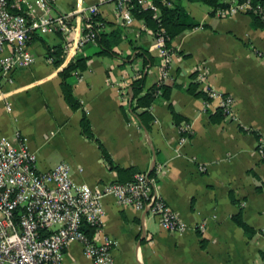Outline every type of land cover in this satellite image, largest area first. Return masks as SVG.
Listing matches in <instances>:
<instances>
[{
    "label": "crops",
    "instance_id": "crops-1",
    "mask_svg": "<svg viewBox=\"0 0 264 264\" xmlns=\"http://www.w3.org/2000/svg\"><path fill=\"white\" fill-rule=\"evenodd\" d=\"M173 2L205 24L184 28L169 39L171 59L162 76L161 56L151 47V23L134 15L123 22L114 0H51L54 12L95 3L99 28L117 30L118 39L112 51L99 53L94 40L73 55L84 56L85 67L70 76L80 101L72 109L62 97L57 73L70 57L65 55L56 66L45 55L46 46L60 43L63 48V36L57 31L31 33L27 46L32 63L11 70V81L0 75V136L13 140L18 133L35 153L39 169L66 161L78 185L125 180L133 171L152 170L157 193L185 227L167 230L145 209L103 195L101 229L113 239L114 264H260L264 159L256 141H264V22L242 12L217 16L200 0ZM80 25L76 16L70 37ZM139 75L141 92L157 82L168 86L167 95L153 94L142 114L135 113L140 107L132 111L122 104L118 94L124 85L129 102L130 82ZM190 81L196 89L228 94L232 116L211 119L217 96L204 102L203 96L185 89ZM168 102L188 123L178 154L180 134ZM82 110L112 161L128 169L109 168L96 143L80 132ZM239 207L244 221L256 229L250 236L231 219ZM61 264L94 263L72 239L62 249Z\"/></svg>",
    "mask_w": 264,
    "mask_h": 264
},
{
    "label": "built area",
    "instance_id": "built-area-1",
    "mask_svg": "<svg viewBox=\"0 0 264 264\" xmlns=\"http://www.w3.org/2000/svg\"><path fill=\"white\" fill-rule=\"evenodd\" d=\"M170 5L171 0H160ZM217 16L233 13L254 15L264 22V6L251 0H218ZM133 4L150 9L155 24L151 47L162 59V76L171 59L165 27L153 0H114L118 17L125 23L132 18ZM95 3L70 11H52L51 0H0V75L12 80L11 70L32 63L27 40L33 32H59L65 55L70 58L85 43L94 41L98 20L94 19ZM80 16L79 33L70 37L72 21ZM7 47V51L2 49ZM160 82H157L158 85ZM218 98L225 115L232 116L228 94L205 89ZM157 88L154 93L159 92ZM1 94V85H0ZM120 102L127 105L124 85L118 88ZM207 99L204 98V102ZM175 153L189 132L188 123L178 125ZM256 151L264 159V141L258 138ZM35 153L18 133L15 139L0 136V264H61V253L72 239L81 243L83 253L94 264H114L111 254L113 239L101 229L103 195L110 194L119 204L145 209L157 217L161 227L182 230L185 222L157 193L154 176L134 171L125 180H108L93 185H78L70 177V165L63 160L49 169L35 165Z\"/></svg>",
    "mask_w": 264,
    "mask_h": 264
},
{
    "label": "trees",
    "instance_id": "trees-1",
    "mask_svg": "<svg viewBox=\"0 0 264 264\" xmlns=\"http://www.w3.org/2000/svg\"><path fill=\"white\" fill-rule=\"evenodd\" d=\"M154 4L156 5L162 24L165 27L166 33L168 35L167 42H169V39L173 37L175 34H177L179 31H181L184 28L192 27L194 25H204L205 23L199 22L195 20L193 17L188 15L182 7L177 2H173L170 5H165L161 3L160 0H153ZM202 2H205L209 5L210 9L209 12L214 11V8L217 5L223 4V2H220L218 0H200ZM253 3H259L264 6V0H251ZM132 15L136 17H142L145 22L151 23V25L154 26L155 22L150 16V9L147 7H141L138 4H133L131 8ZM251 15V14H250ZM254 18L258 19L254 15H252ZM94 19L98 20L99 22L100 17L95 13ZM261 21L260 19H258ZM262 22V21H261ZM96 29L95 34V40L98 44V52H109L112 51L111 46L114 44L118 39V31L113 29L110 31H104L99 28V23H96L93 25ZM45 55L51 60V62L58 66L61 64L63 58L65 57V51L62 48L60 43H57L53 45L52 47L46 46L45 47ZM85 67L84 63V56H74L70 58L63 66H61L57 73L59 75V87L62 94V97L64 101L68 104V106L72 109L80 107V101L77 99V97L74 95L70 83V76L73 74L74 71L81 70ZM192 75L194 72L191 73ZM194 83H196L194 81ZM193 82H189L187 86L185 87L186 90L191 91L194 94H199L203 96L205 99L209 98V95L207 94L206 90L204 89H196L195 84ZM143 84V76L139 75L134 77L130 82L131 87V98L128 102L129 108L132 111H135L137 107H140L141 110L136 112L137 114H142L146 112L147 106L149 105V102L153 99V94L155 90L158 88L160 90V94L167 95L168 86L165 84H158V85H150L148 89L141 92ZM168 107L170 109L172 118L174 120V123L178 126L182 121L183 118H180L179 115L172 109L170 103L168 102ZM211 119H215L219 115H224L223 111L221 110L220 106L217 105L213 111L209 113ZM79 126H80V132L87 138L92 139L96 146L99 149V152L103 159L107 162L109 168H114L117 171L119 170H125L128 168L119 167L116 165L110 155L109 152L106 150V148L103 146V144L100 142V140L94 136L92 133L89 119L84 112V110L81 111L80 117H79ZM134 172V171H133ZM152 170H149L148 173H151ZM131 175V174H130ZM129 175V176H130ZM264 186V185H263ZM261 185H257L256 189H260ZM235 200V199H234ZM232 221L241 227V229L244 231V233L247 236H250L256 229H254L251 225H249L247 222L244 221V219L241 216V207L238 208V210L231 214ZM259 256H260V264H264V248L259 250Z\"/></svg>",
    "mask_w": 264,
    "mask_h": 264
}]
</instances>
